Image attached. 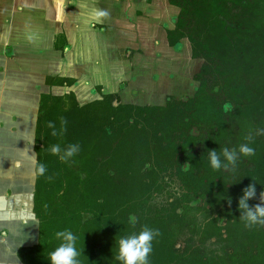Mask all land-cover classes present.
<instances>
[{"label": "trees", "instance_id": "trees-1", "mask_svg": "<svg viewBox=\"0 0 264 264\" xmlns=\"http://www.w3.org/2000/svg\"><path fill=\"white\" fill-rule=\"evenodd\" d=\"M170 1L185 7L175 18L176 27L168 29L169 43L176 48L186 31L193 29L190 12L202 24L211 19L230 44L234 45L231 40L238 32L264 45V0L262 5L259 0H231L247 11L258 8L250 18L229 15L220 4L227 0H209V5L198 0ZM188 37L194 42V56L203 57L201 42L192 34ZM233 45L235 61L218 55L215 64L211 61L214 68L204 65L196 76L201 83L195 96L168 97L164 106L125 104L115 92L84 105L73 92L44 94L36 131L33 206L39 232L36 243L20 250L24 264H149L140 253L128 254L133 242L142 235L150 238L147 235L152 234L155 239L159 228L168 233L169 225L183 217L176 210L180 200H170V196L168 205L157 213L149 205L152 199L177 177L186 183H191V178L224 183L221 151L230 153L229 136L235 134L232 124L263 109L264 102L244 90V77L239 72L244 68L245 61L239 59L244 50ZM47 80L50 85L74 83L69 78ZM200 140L201 145L196 146ZM246 150L257 160L264 157L261 138L246 142ZM207 167L217 170L208 171ZM200 189L202 185L195 183L191 191L199 195ZM218 192L222 198L223 192ZM243 195L234 197L248 209ZM119 215L123 220L116 225L127 232L114 231L111 222L120 221ZM237 217L240 214H233L232 220ZM131 234L132 239L128 238ZM168 236V252L173 257L169 262L155 263L176 260L179 248L172 242L173 235ZM251 236L255 238L253 233Z\"/></svg>", "mask_w": 264, "mask_h": 264}, {"label": "rangeland", "instance_id": "rangeland-1", "mask_svg": "<svg viewBox=\"0 0 264 264\" xmlns=\"http://www.w3.org/2000/svg\"><path fill=\"white\" fill-rule=\"evenodd\" d=\"M198 2L203 5L210 4L209 0H198ZM259 2L262 5L263 0ZM154 4L159 9L155 10V6L153 9H148L143 15L144 21L147 22L149 30L155 34L167 36L168 29L172 30L176 27L175 18L185 12V7L170 0H155ZM220 4L228 9L229 15L234 18H241L245 14V17L250 18L254 9H258L252 7L247 11L231 0ZM154 16H156L154 22L156 25L154 24L152 30L150 24ZM189 18L193 29L186 31L187 35L181 38L178 48L170 45L168 40L169 44L164 45L162 51L156 52L151 50L154 49V44H148L147 48L145 47L146 52L142 55L133 52L132 57L135 61L130 59L131 54H126V59L111 60L106 51L107 43L100 44L95 54L99 56L94 63L106 71L103 82L107 85L108 91L119 93L125 104L164 106L168 103V97L176 100L196 95L201 83L196 76L204 65L208 64L214 68L212 62L214 61L215 64V61L223 56L233 61L237 59L232 49L233 44L225 40L222 30L216 27L211 19L206 24H202L201 19L193 12H190ZM196 32L198 34H194ZM189 34L194 35L201 42L203 57L194 56V42L188 37ZM251 39L236 32L231 41L234 43V48L244 50L243 53L240 51L239 58L242 63L245 61L244 68L239 70L244 77L242 84L244 90L246 93L250 92L251 98L257 96L264 102V45L256 44ZM117 43H120V40L109 41V44L115 47ZM120 45V47L125 46ZM131 48L134 51L139 50L140 45L132 44ZM114 50L115 54L119 53L118 49ZM128 51L129 49L126 52ZM104 95L102 94L101 97L103 98ZM262 108L253 111L251 118L240 117L235 119V124H232L235 127V134L229 136L231 137L228 145L230 153L221 151V157L225 161L223 169L221 168L224 183L198 182L203 180L193 181L191 177H189L192 179L191 183H186L178 177L169 180L167 189L153 198L149 205L154 211H163L168 205L167 200L172 196L170 200H180L179 204L176 203V210L181 211L182 220L173 221L169 225L168 233L159 231L161 229L159 228L155 239L152 234L147 235L151 236L150 238L144 235L136 238L128 252L130 256L140 253L147 258L149 264H159L155 262L160 260L169 262L173 257L168 252L170 234L173 235L172 242L179 245V252L176 253L179 257L173 264H264V157L257 160L252 156L251 151L246 150V142L251 141L253 137L261 138L264 144V105ZM198 132L199 130L196 133ZM198 145H201V140L196 146ZM207 170L217 169L207 167ZM195 183L202 185L199 195L191 191L195 188ZM219 190L223 192L222 198L218 196ZM241 192H244L248 209L243 207L237 198ZM235 195L237 197H234ZM186 198L193 202H185ZM232 207L233 210L230 212ZM154 211H150L151 214H154ZM235 213L240 214V217L232 220ZM118 220L120 221L111 222L114 231L127 232V228L116 225L123 220L122 216L119 215ZM131 237L132 234L128 235V238L132 239Z\"/></svg>", "mask_w": 264, "mask_h": 264}, {"label": "crops", "instance_id": "crops-1", "mask_svg": "<svg viewBox=\"0 0 264 264\" xmlns=\"http://www.w3.org/2000/svg\"><path fill=\"white\" fill-rule=\"evenodd\" d=\"M154 1L0 0V264H24L21 248L37 240L36 131L44 94L73 92L84 105L110 93L106 71L94 63L100 44L107 43L111 60L131 54L135 61L134 53L142 55L148 44L162 51L168 37L149 30L143 16ZM48 77L74 83L50 85Z\"/></svg>", "mask_w": 264, "mask_h": 264}, {"label": "flooded vegetation", "instance_id": "flooded-vegetation-1", "mask_svg": "<svg viewBox=\"0 0 264 264\" xmlns=\"http://www.w3.org/2000/svg\"><path fill=\"white\" fill-rule=\"evenodd\" d=\"M35 189H36V187H35ZM200 192H201V191H200ZM178 211H179V210H178ZM179 212H181V211H179ZM33 219H34V223H35L36 220H37L36 217H35V215H34ZM34 225H35V224H34ZM35 227H36V225H35ZM34 242H36V238H35V241H34ZM176 246L179 248V245H176ZM24 247H25V246H24ZM178 257H179V256L176 255V256H175V259L177 260ZM174 262H175V261H172V262H170V264H173Z\"/></svg>", "mask_w": 264, "mask_h": 264}]
</instances>
